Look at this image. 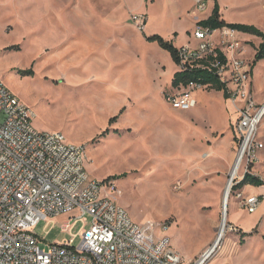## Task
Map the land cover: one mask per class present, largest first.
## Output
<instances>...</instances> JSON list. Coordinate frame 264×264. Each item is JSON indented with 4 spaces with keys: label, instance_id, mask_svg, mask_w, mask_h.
<instances>
[{
    "label": "rangeland",
    "instance_id": "rangeland-1",
    "mask_svg": "<svg viewBox=\"0 0 264 264\" xmlns=\"http://www.w3.org/2000/svg\"><path fill=\"white\" fill-rule=\"evenodd\" d=\"M218 1L228 23L264 29V0ZM196 3L0 0V80L32 110L33 128L62 133L70 143L82 145L90 180L117 177L118 205L142 227L155 230L157 238L169 236L183 264L198 261L219 237L224 193L238 157L237 114L223 92L204 89L194 92L196 107L174 109L166 98L176 93L172 77L180 68L144 35L172 39L179 48L197 47L196 21L210 15L214 2L208 1L203 15L195 12ZM133 15L147 16L145 31L136 27ZM247 36L238 33L242 42ZM214 40L220 41L219 33ZM247 46L257 50L252 43ZM254 82L264 92V60ZM258 139L264 144V120ZM252 175L264 181V149ZM238 183L233 181L230 199L239 191L262 198L264 186L234 192ZM237 213L241 229L259 218L252 246L245 247V240L241 244L239 229L228 220L206 264H264V206L253 214L243 208ZM76 215L41 221L33 230L41 249L70 240L63 224ZM72 226L77 248L84 222Z\"/></svg>",
    "mask_w": 264,
    "mask_h": 264
},
{
    "label": "built area",
    "instance_id": "built-area-1",
    "mask_svg": "<svg viewBox=\"0 0 264 264\" xmlns=\"http://www.w3.org/2000/svg\"><path fill=\"white\" fill-rule=\"evenodd\" d=\"M207 3L198 0L195 12L203 15ZM131 18L141 32L145 31L146 15ZM202 20L205 19L196 21L193 32L197 47L178 48L179 68L206 56L217 58L216 49L225 56V64L216 60L209 67L228 85L230 101L235 106L239 170L234 180L240 183L247 173L252 174L264 149L258 139L264 103L254 98L251 64L238 32L211 30L198 25ZM216 33L220 35L218 42L214 40ZM197 89L202 88L191 84L166 99L174 109L188 111L198 105L193 97ZM33 118L32 110L0 80V264H183L169 236L157 238L155 230L142 227L118 205L115 196L120 191L113 181L90 180L82 145L70 143L62 133L36 131ZM236 195L243 197L240 191ZM260 204L255 196L243 203L251 214ZM75 211L78 215L63 224L71 239L49 250L41 249L34 228L43 220ZM76 221L84 222L77 248L73 245L78 235L70 232ZM207 252L191 264H206L214 255Z\"/></svg>",
    "mask_w": 264,
    "mask_h": 264
},
{
    "label": "trees",
    "instance_id": "trees-1",
    "mask_svg": "<svg viewBox=\"0 0 264 264\" xmlns=\"http://www.w3.org/2000/svg\"><path fill=\"white\" fill-rule=\"evenodd\" d=\"M204 1L206 2L213 1L214 7H213L211 15L207 19L199 22L198 25L208 27L211 30H215V31L222 30V29H230L238 33L255 36L262 40V43L256 50L254 61L251 64V69L253 70L257 66L258 63L264 60V32L254 25L228 23L227 21L223 19L218 0H204ZM144 38L148 42L157 43L162 49L168 51L170 53L172 60L178 66L180 65L179 49L175 47L173 41L166 40L160 35H152V36L144 35ZM215 53L217 54V58H214L213 55L206 56L202 59H199L197 61L191 62L190 64H187L185 68L177 71L174 74V77L172 80V88L176 92H181V91L187 90V88H189L191 84H196V85L201 86V88L204 90L223 92L225 95V98L230 99V96L228 94V89H227L228 85L220 81V78L217 72L211 69V67H209L210 64L216 60H220V62L223 64L226 63V58L222 54V52H220L219 49H216ZM23 73L32 74L31 72H25V71ZM118 118L119 116L111 119L109 122V125H112L113 123H115ZM105 133H108V130ZM104 134H102L101 136H103ZM116 179L117 177H109L104 182H110ZM247 186L263 187L264 181L252 175L251 173H247L244 179L240 181V183L236 187H234V192L242 190ZM254 234H258V231H254L253 233H250V234L241 232L240 233L241 240H242L241 244L245 237L252 236ZM263 240H264V236H263Z\"/></svg>",
    "mask_w": 264,
    "mask_h": 264
},
{
    "label": "crops",
    "instance_id": "crops-1",
    "mask_svg": "<svg viewBox=\"0 0 264 264\" xmlns=\"http://www.w3.org/2000/svg\"><path fill=\"white\" fill-rule=\"evenodd\" d=\"M154 1V0H153ZM198 1V0H197ZM212 13V12H211ZM210 13V15H211ZM209 15V16H210ZM208 16V17H209ZM207 17V18H208ZM207 18H204V19H207ZM147 21H148V18H147ZM146 29V28H145ZM260 29V28H259ZM264 32V29H260ZM247 41L243 42L246 46V53H245V56H246V59L247 61L252 64V62L254 61V57H255V54H256V51H254L251 47L247 46L248 44H253V46H255L256 48H258L260 46V44L262 43V40L260 38H257L255 36H247ZM166 40H169V39H166ZM169 41H173L172 39L169 40ZM241 41V40H240ZM174 43V41H173ZM175 47L179 48L178 46H176V44L174 43ZM258 65L259 63L257 64V66L252 70L251 69V82H252V91H253V95H254V98L255 100L260 103V104H263L264 103V92L260 91L258 92L256 87H255V80H256V77H257V74H258ZM174 77V76H173ZM173 77H172V80H173ZM172 85V84H171ZM250 187H246L245 188V192L247 191H250L249 190ZM262 189V188H261ZM263 192L260 193V195L262 196V198L260 199L261 201V204L259 206V208L261 209L263 206H264V188L262 189ZM243 197L240 199L237 197V195L233 198H236L237 200L233 201L230 205L229 203V222H230V226L232 227V229L236 230L239 229V233L243 232V233H252L255 228H257L258 224H259V218H257L253 224H251L247 229H241L238 225H237V211H238V208H243V209H247L245 208V206L243 205L244 201L248 198V197H253V196H245L244 193H242ZM232 198V199H233ZM232 199H230V202L232 201ZM258 210V209H257ZM256 213V212H255ZM251 214V213H250ZM232 220V221H231ZM240 235V234H239ZM253 236V237H252ZM252 236H248V237H245L243 240H245V247H249V246H252V238H254V236H258V234H254ZM240 239H241V236H240ZM241 242V241H240Z\"/></svg>",
    "mask_w": 264,
    "mask_h": 264
},
{
    "label": "bare ground",
    "instance_id": "bare-ground-1",
    "mask_svg": "<svg viewBox=\"0 0 264 264\" xmlns=\"http://www.w3.org/2000/svg\"><path fill=\"white\" fill-rule=\"evenodd\" d=\"M238 165H235V167L232 169L231 171V174H230V181L225 189V193H224V200H223V204H224V223L221 227V231H220V234H219V237L218 239L215 241L214 245L208 249L207 253H212L216 248H218L219 246V243L220 241L223 239L224 235H225V230H226V223L227 221L229 220V203H230V190H231V187H232V183L233 181L231 182V180L238 175L237 172H238Z\"/></svg>",
    "mask_w": 264,
    "mask_h": 264
},
{
    "label": "water",
    "instance_id": "water-1",
    "mask_svg": "<svg viewBox=\"0 0 264 264\" xmlns=\"http://www.w3.org/2000/svg\"><path fill=\"white\" fill-rule=\"evenodd\" d=\"M233 181V179L231 180V182Z\"/></svg>",
    "mask_w": 264,
    "mask_h": 264
}]
</instances>
